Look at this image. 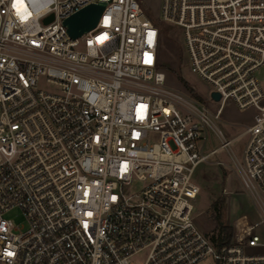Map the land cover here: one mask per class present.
<instances>
[{
	"label": "built area",
	"instance_id": "1",
	"mask_svg": "<svg viewBox=\"0 0 264 264\" xmlns=\"http://www.w3.org/2000/svg\"><path fill=\"white\" fill-rule=\"evenodd\" d=\"M99 2L71 38L63 20ZM142 3L0 0V264H264V0L161 1L206 94L166 84ZM228 100L254 110L230 139ZM239 137L253 215L223 239L195 223L193 173Z\"/></svg>",
	"mask_w": 264,
	"mask_h": 264
},
{
	"label": "rangeland",
	"instance_id": "2",
	"mask_svg": "<svg viewBox=\"0 0 264 264\" xmlns=\"http://www.w3.org/2000/svg\"><path fill=\"white\" fill-rule=\"evenodd\" d=\"M161 1L143 0L142 4L147 14H150L162 29L158 47V67L166 73V84L175 89H182L185 86L183 80L201 93L206 94L208 85L194 74L185 63L181 30L161 22ZM259 75L264 78V70ZM253 114V109H239L232 100H228L224 104L218 125L226 137L230 139L242 131L243 125L251 123ZM244 142L245 137H239L230 143L229 149L222 148L213 156V160H220L227 166L201 162L194 170L193 180L200 188V192L193 200L197 215L195 223L204 232H209L215 228V221L209 211L210 203L215 199L222 201V222L226 225L240 213L253 215V198L243 189L236 164L231 155L233 153L240 160ZM218 145L219 141L213 139V146Z\"/></svg>",
	"mask_w": 264,
	"mask_h": 264
},
{
	"label": "water",
	"instance_id": "3",
	"mask_svg": "<svg viewBox=\"0 0 264 264\" xmlns=\"http://www.w3.org/2000/svg\"><path fill=\"white\" fill-rule=\"evenodd\" d=\"M104 6V2L88 4L66 17L63 20V24L66 26L68 35L71 38H77L94 28L104 9ZM52 18L53 15L50 14L44 19V21L48 22ZM212 95L215 99L219 98V94L217 92H213Z\"/></svg>",
	"mask_w": 264,
	"mask_h": 264
},
{
	"label": "trees",
	"instance_id": "4",
	"mask_svg": "<svg viewBox=\"0 0 264 264\" xmlns=\"http://www.w3.org/2000/svg\"><path fill=\"white\" fill-rule=\"evenodd\" d=\"M157 25L159 30L162 31L159 23H157ZM182 82L188 90L192 91V88L185 81L182 80ZM209 211L211 213V217L215 221L214 231H217L219 234L224 233L223 239H227L229 235V228L228 225L222 222V201L220 199L211 201Z\"/></svg>",
	"mask_w": 264,
	"mask_h": 264
}]
</instances>
